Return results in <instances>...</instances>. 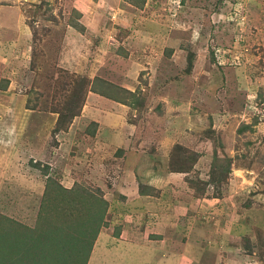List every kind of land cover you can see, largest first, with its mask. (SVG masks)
Wrapping results in <instances>:
<instances>
[{"label": "rangeland", "instance_id": "1", "mask_svg": "<svg viewBox=\"0 0 264 264\" xmlns=\"http://www.w3.org/2000/svg\"><path fill=\"white\" fill-rule=\"evenodd\" d=\"M79 77L133 94L87 92L54 134ZM51 179L106 205L93 262L118 234L172 264H264V0H0L2 233L58 220Z\"/></svg>", "mask_w": 264, "mask_h": 264}, {"label": "trees", "instance_id": "2", "mask_svg": "<svg viewBox=\"0 0 264 264\" xmlns=\"http://www.w3.org/2000/svg\"><path fill=\"white\" fill-rule=\"evenodd\" d=\"M137 7H142L145 0H126ZM194 54H188L187 72L191 71ZM68 84H63L67 87ZM92 92L101 97L108 98L115 102L125 104L120 95H131L132 92L115 87L99 78L89 81L85 77L74 80V86L63 102L53 107L52 113L57 114V120L53 133L58 134L67 130L72 120L80 115L81 108L86 98V93ZM92 124L97 125L96 122ZM251 129L250 125H242L238 132ZM93 136V132L91 133ZM229 161V160H228ZM223 173H229L230 166L222 168ZM178 173H188L186 168H181ZM51 183V184H50ZM191 183V182H188ZM55 188L52 189V185ZM54 180H48L46 185V199L49 200L54 194L59 196V189L64 205L61 207L57 221L45 213L37 220L36 229L23 232L12 230L11 232H1L0 229V264H87L91 256L95 241L104 227V214L106 205L89 203L85 206L88 198L94 195L88 193L83 188H63ZM138 195L150 197L157 194V189L148 185L138 187ZM76 213L73 214V211ZM55 211V209H54ZM47 215V216H45ZM38 229V230H37ZM115 238L118 234L114 235ZM15 239H18L15 242Z\"/></svg>", "mask_w": 264, "mask_h": 264}, {"label": "crops", "instance_id": "3", "mask_svg": "<svg viewBox=\"0 0 264 264\" xmlns=\"http://www.w3.org/2000/svg\"><path fill=\"white\" fill-rule=\"evenodd\" d=\"M1 27L5 30L9 31H17L18 30V23L17 18L14 16V14L10 11H6L2 15L1 19ZM17 27V28H16ZM7 32V31H6ZM97 123V122H96ZM101 231L97 237V240L94 244L90 259L88 264H106L105 258H107V255H113L115 259L117 260L116 264H127V261L131 260H137L136 264H172L170 258L173 259V257H161L160 250L156 248V245L154 243H151V246L147 245H141L140 243L136 242H126L121 241L118 237L117 238H108L106 237L103 242H105L106 245L107 242L110 244V240L113 239V245L111 247L106 246L104 252H102V256L100 258L99 262H93V255L95 253V247L97 244V241L99 242V239L101 238ZM155 245V246H154ZM171 254H175V252H171ZM99 257V256H98Z\"/></svg>", "mask_w": 264, "mask_h": 264}]
</instances>
